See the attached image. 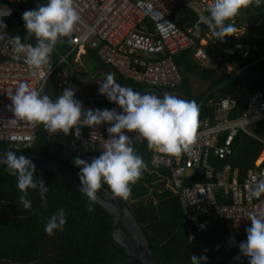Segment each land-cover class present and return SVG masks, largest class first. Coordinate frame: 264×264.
Segmentation results:
<instances>
[{"label": "trees", "instance_id": "trees-1", "mask_svg": "<svg viewBox=\"0 0 264 264\" xmlns=\"http://www.w3.org/2000/svg\"><path fill=\"white\" fill-rule=\"evenodd\" d=\"M0 3L12 7L11 14L5 16L12 34L20 36L22 42L35 45L34 36L25 38L27 29L22 14L26 10H32L44 4V0H0ZM206 15H209L206 4L200 12H197L192 6L180 3L172 11L171 18L179 27L189 32L197 45H201V39L206 40L207 43L202 46L210 63L197 61L193 57L192 50L174 55L172 60L179 70L180 83L172 87L155 86L156 91L149 94L162 97L164 92L175 95V92L179 91L177 97L183 95L188 100L196 101L234 69L264 54V4L259 7L253 4L247 9H241L236 17L228 21L235 27L233 35L225 37L223 41L213 35L203 22L198 25L199 18ZM241 27H244L242 34H237L236 30ZM197 31L199 35H196ZM242 41L258 43L259 51L246 59L222 53L223 47ZM72 47V40L62 37L52 54L51 63L54 64L60 61L62 55H67L66 60L58 65L50 79L55 87L53 100L69 86L65 85L62 88L59 86V75L65 70L72 80L89 74L86 63L85 71H76L77 64L74 61L76 50L70 52ZM85 56L97 62L94 71L102 69L107 74H114L115 80L123 86L131 87L135 91L152 86L122 76L111 66L103 63L93 49L87 48ZM226 64L231 66L229 70L226 69ZM97 76L99 77L100 74ZM191 76H196L206 85L205 89L198 94L192 92ZM255 91L264 95V60L239 73L224 87L209 95L200 106V118L210 116L215 100L225 94L235 95V103L228 116L236 117L245 108L248 95ZM100 95L103 96L102 94L97 96ZM82 103L115 109L119 107L118 104L105 100ZM248 130L250 133L241 130L236 132L228 155L221 159L210 157V162L218 168L224 164L228 165L229 173L235 175L238 180L243 179L246 171L254 166V162L258 161L264 151V119L249 125ZM82 132L86 130L82 129ZM223 135V133L219 135V141ZM64 147L65 143L48 138V131L43 124H37L33 144L15 148L8 142L0 140V155H4L8 149L16 151L17 154H42L79 173L80 168L72 165L62 156ZM133 147L145 160L147 169L143 172L141 179L131 186V196L127 200L118 198L136 217L153 248L157 263L192 264L190 257L196 255L207 256L206 264H249L250 258L242 255L239 248L240 242L247 240L246 229H234L222 223L213 224L201 234L194 229L189 232L184 221L179 196L173 192L174 185L169 169L153 168L151 165L153 150L148 148L145 139L141 144ZM88 155L99 156L96 145H90ZM35 178L43 179L50 189L47 194V204L42 203L38 191L29 189L32 207L25 209L19 202L21 192L16 187V178L9 174L7 165L0 166V264H99L111 230L107 212L98 203L95 204L94 211H87L86 195L54 174L36 169ZM201 180H203L201 177L188 179V181ZM103 185L111 191L107 184ZM60 208L66 210L67 222L63 230H57L54 235H48L45 232V222ZM231 238H234V243L229 244ZM237 256L240 259H236ZM102 264L129 263L125 261L121 247L113 241Z\"/></svg>", "mask_w": 264, "mask_h": 264}, {"label": "built area", "instance_id": "built-area-1", "mask_svg": "<svg viewBox=\"0 0 264 264\" xmlns=\"http://www.w3.org/2000/svg\"><path fill=\"white\" fill-rule=\"evenodd\" d=\"M205 1L75 0L81 19L73 32L70 52L76 50V56L80 58L86 55L87 48L93 49L103 63L126 78L153 86H175L180 83L181 76L172 60L174 55L192 50L193 57L199 62L206 61L208 56L202 42L197 45L189 32L175 23L171 13L180 3L200 12ZM45 3L47 0H44ZM5 6L12 11L11 6ZM5 16L4 26L0 25V140L22 148L35 142L37 124L12 122L15 115L10 110L12 101L8 94H14L21 83H26L43 95L45 83L67 55H62L58 63L50 61L42 69V77L33 75V70L25 63V54L14 48L18 35L9 30ZM259 49L258 43L242 41L223 47L221 51L246 59ZM234 103L235 97L225 96L215 100L212 115L199 118L198 142L191 151L176 157L153 150L151 165L157 169H169L173 192L179 196L189 232L194 229L201 234L213 224L222 223L234 229H247L251 227L248 217L253 212L264 211V195L259 199L253 198L250 190L252 176L264 178V158L260 163L255 161L242 180L229 173L228 165L218 168L210 162L211 156L221 159L230 153L232 139L238 130L250 133L249 125L264 119V95L260 92L250 93L241 114L229 117ZM83 108L85 112L88 109H113L88 103H83ZM110 126L107 122L85 126L82 129L86 132H81L79 138L73 129L67 134L66 144L78 157L88 156L92 144L97 146L100 155L109 139L107 129ZM124 133L132 139L133 146L144 140L135 131L124 130ZM222 133L224 135L219 141ZM194 177L203 180L188 181Z\"/></svg>", "mask_w": 264, "mask_h": 264}, {"label": "clouds", "instance_id": "clouds-1", "mask_svg": "<svg viewBox=\"0 0 264 264\" xmlns=\"http://www.w3.org/2000/svg\"><path fill=\"white\" fill-rule=\"evenodd\" d=\"M253 4L259 7L264 0H212L207 5L209 15L201 16L198 25L203 22L213 35L223 41L235 31L234 25L228 21L236 17L241 9ZM10 14L11 9L0 5V25L4 26L3 16ZM22 19L27 29L25 38L34 36L36 44H25L17 36L14 48L25 54V63L33 70V75L42 77V69L50 64L58 41L72 36L81 19L80 14L75 0H47L45 4L26 10ZM99 92L118 104L122 112H117L115 108L88 109L85 112L83 103L75 98V89L72 88L64 89L55 100L46 94L41 95L40 91L26 83H21L14 94H8L12 101L10 110L15 115L13 123L27 121L43 124L49 133L62 131L66 135L75 129L77 138L85 126L104 122L111 125L107 129L109 139L99 156L93 157L91 162L80 157L74 161L80 168V190L88 198L86 208L89 212L94 211L95 204L99 202L97 193L102 184H107L115 197L127 200L132 193L131 186L141 179L147 169L145 160L136 153L132 139L125 135L124 130L137 132L147 141L149 149L179 157L197 144L200 126V107L194 100L182 99L168 92H164L162 97L142 94L119 84L111 73L100 84ZM0 160L7 165L9 174L16 178V187L21 192L19 202L25 209L32 207L29 189L38 191L42 203L47 204L50 189L43 179L35 178L36 166L31 159L17 156L16 151L8 149ZM251 180V196L259 199L264 195V178L254 175ZM248 218L251 227L246 229L247 240L239 244L240 252L250 258L249 264H264V211L253 212ZM66 222V210L60 208L47 218L45 232L54 235L57 230H63ZM232 243L234 238L229 240V244ZM190 259L192 264H206L208 258L191 255Z\"/></svg>", "mask_w": 264, "mask_h": 264}, {"label": "water", "instance_id": "water-1", "mask_svg": "<svg viewBox=\"0 0 264 264\" xmlns=\"http://www.w3.org/2000/svg\"><path fill=\"white\" fill-rule=\"evenodd\" d=\"M72 37L73 34L71 37L68 38L71 39ZM262 60H264V54L254 57L244 63L242 66H239L238 68L234 69L228 74L225 79L213 86L198 100H196V103L200 107L204 103V101L209 97V95L224 87L226 84L232 81L239 73H242L246 69L250 68L252 65L257 64ZM71 84L72 79H70L68 88H71ZM155 91V86H146L138 90V92L142 94ZM45 94L48 95L50 98L55 96V87L54 84H52L51 80L45 83L43 95ZM225 96H228L230 98L235 97L234 94H228L221 95L218 97V99ZM78 100H80L81 102L93 100L110 101L107 96L104 95L91 96ZM210 115H212V113H210ZM48 138L59 140L60 142L65 143V147L62 151V156L68 159L72 165H75L74 161L75 158H77L78 156L73 155L71 150L67 146V135L59 131H57L56 133L48 132ZM19 155H24L26 158L31 159L35 164L36 169H40L54 174L58 178H61L67 183L71 184L76 189L80 190L81 181L79 179V173L71 169L69 166L64 165L58 161L52 160L51 158L42 154H17V156ZM2 156L3 155H0V157ZM80 158L91 162L93 157L88 155L80 156ZM1 165H6L5 163H3V160H0V166ZM97 195L99 199L98 204L107 212L111 224V230L106 241V248L99 264H102L105 261L113 241L121 247L125 255V261L129 264H158L156 261L155 253L149 243L148 238H146L144 232L142 231L140 225L137 222L136 217L129 209V207L118 197H115L114 194L103 184L101 189L98 190Z\"/></svg>", "mask_w": 264, "mask_h": 264}, {"label": "rangeland", "instance_id": "rangeland-1", "mask_svg": "<svg viewBox=\"0 0 264 264\" xmlns=\"http://www.w3.org/2000/svg\"><path fill=\"white\" fill-rule=\"evenodd\" d=\"M212 0H206L205 4L206 6L210 4ZM239 29H243L244 27H241ZM74 61L76 62L75 69L78 72L85 71L86 68L89 72L88 76L85 77H77L74 80H72L71 88L75 89V96L76 97H84V96H97L100 94L99 88L100 84L104 82L105 79H103L106 75L104 71H94V67L97 65V62L92 58H87V56L83 55L80 58L76 56L74 58ZM86 63V68H85ZM97 74H100V77L97 76ZM70 83V77L68 75L67 70H65L62 74L59 75V86L60 88L64 87L65 85H69ZM190 84L191 89L194 94H198L201 91H203L206 87V85L201 82L196 76L190 77ZM180 92H175V96H177ZM180 98L188 100L187 97L181 95ZM261 154V153H260ZM260 156V155H259Z\"/></svg>", "mask_w": 264, "mask_h": 264}, {"label": "crops", "instance_id": "crops-1", "mask_svg": "<svg viewBox=\"0 0 264 264\" xmlns=\"http://www.w3.org/2000/svg\"><path fill=\"white\" fill-rule=\"evenodd\" d=\"M236 31H237V34H242L243 29H237ZM200 41L202 42L203 45H205V44L207 43L205 39H201ZM205 63H206V64H209V63H210V60H207ZM225 67H226V69H228V70L231 68V66L228 65V64H226ZM100 70H101V71H104V70H102V69H100ZM100 70H99V71H100ZM104 73H105L106 76H105L103 79H106V77H107L108 74H107L105 71H104ZM99 77H100V76H99ZM80 97H82V96H80ZM80 97H76V96H75V98L83 99V97H82V98H80ZM84 98H85V97H84ZM116 110H118V111H120V112L122 111V109L120 108V106L118 107V109L116 108ZM210 116H211V115H210ZM263 153H264V151L262 152L261 156L263 155ZM261 156H260V157H261ZM260 157H259V159H260ZM259 159H258V160H259ZM256 163H258V161H257Z\"/></svg>", "mask_w": 264, "mask_h": 264}, {"label": "bare ground", "instance_id": "bare-ground-1", "mask_svg": "<svg viewBox=\"0 0 264 264\" xmlns=\"http://www.w3.org/2000/svg\"><path fill=\"white\" fill-rule=\"evenodd\" d=\"M263 158H264V153H263V155L260 157V159L258 160V163H260V162L263 160Z\"/></svg>", "mask_w": 264, "mask_h": 264}, {"label": "flooded vegetation", "instance_id": "flooded-vegetation-1", "mask_svg": "<svg viewBox=\"0 0 264 264\" xmlns=\"http://www.w3.org/2000/svg\"><path fill=\"white\" fill-rule=\"evenodd\" d=\"M87 97H91V96H85V98H87ZM80 98H82V97H80ZM84 98V97H83Z\"/></svg>", "mask_w": 264, "mask_h": 264}]
</instances>
